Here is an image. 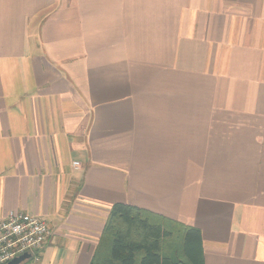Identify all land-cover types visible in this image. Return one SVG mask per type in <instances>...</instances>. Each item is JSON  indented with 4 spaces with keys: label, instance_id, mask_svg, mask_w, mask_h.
Masks as SVG:
<instances>
[{
    "label": "crops",
    "instance_id": "obj_1",
    "mask_svg": "<svg viewBox=\"0 0 264 264\" xmlns=\"http://www.w3.org/2000/svg\"><path fill=\"white\" fill-rule=\"evenodd\" d=\"M116 203L264 264V0H0V218L91 264Z\"/></svg>",
    "mask_w": 264,
    "mask_h": 264
},
{
    "label": "trees",
    "instance_id": "obj_2",
    "mask_svg": "<svg viewBox=\"0 0 264 264\" xmlns=\"http://www.w3.org/2000/svg\"><path fill=\"white\" fill-rule=\"evenodd\" d=\"M91 264H205L201 231L116 203Z\"/></svg>",
    "mask_w": 264,
    "mask_h": 264
},
{
    "label": "built area",
    "instance_id": "obj_3",
    "mask_svg": "<svg viewBox=\"0 0 264 264\" xmlns=\"http://www.w3.org/2000/svg\"><path fill=\"white\" fill-rule=\"evenodd\" d=\"M74 164L78 168L79 162ZM51 233L49 223L37 215L9 212L0 218V264H8L25 253H30L31 257L22 264H35L39 261L38 252Z\"/></svg>",
    "mask_w": 264,
    "mask_h": 264
},
{
    "label": "water",
    "instance_id": "obj_4",
    "mask_svg": "<svg viewBox=\"0 0 264 264\" xmlns=\"http://www.w3.org/2000/svg\"><path fill=\"white\" fill-rule=\"evenodd\" d=\"M30 257H31L30 253H25V254H23V255H21L19 257H16L12 261H10L8 264H22L23 262H25Z\"/></svg>",
    "mask_w": 264,
    "mask_h": 264
}]
</instances>
